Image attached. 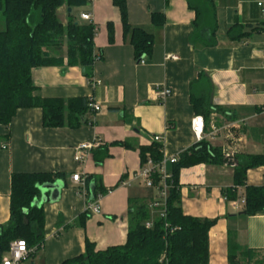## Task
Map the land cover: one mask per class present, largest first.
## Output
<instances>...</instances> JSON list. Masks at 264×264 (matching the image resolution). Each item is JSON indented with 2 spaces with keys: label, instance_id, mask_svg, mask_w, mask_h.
I'll return each instance as SVG.
<instances>
[{
  "label": "crops",
  "instance_id": "crops-1",
  "mask_svg": "<svg viewBox=\"0 0 264 264\" xmlns=\"http://www.w3.org/2000/svg\"><path fill=\"white\" fill-rule=\"evenodd\" d=\"M126 3L129 25L153 35L150 55L143 63L135 60L112 0H89L82 7H60L57 17L64 25L72 18L95 26L93 53L98 60L93 63L92 78L80 66L65 63L31 70L35 97L86 98L99 104L100 112L87 111L76 128L66 123L47 128L40 108L20 109L8 126L0 125V225L10 217L12 174L64 175L55 180L61 186L52 199L49 192L38 198L36 205L44 212V238L30 264H61L81 255L85 239L96 251L124 245L133 209L140 205L147 207V222L152 224L160 210L148 206L156 190L133 179L141 167L137 147L149 145L150 138L159 135L163 158L169 159L198 143L191 131V120L199 115L194 102L209 111L203 141L221 153L228 146L235 157L264 155V0H213L216 27L211 40L202 42L192 40L195 13L186 0ZM83 13L91 16L89 22L81 20ZM152 13L163 14L162 26L151 24ZM163 86L172 94L157 101L153 90ZM211 123L230 125L233 141L219 135L210 138ZM126 141L135 148L118 144ZM82 144L93 147L79 164L74 157ZM105 148L108 157L98 163ZM236 166L224 161L179 170L183 214L216 220L208 232V264H229L230 243L237 247L234 263L264 264V211L244 215L241 202L245 186H264V166L247 170L245 186H235ZM76 173L91 177L92 184L106 191L97 200L100 213H90L84 227L79 217L87 201L70 180Z\"/></svg>",
  "mask_w": 264,
  "mask_h": 264
},
{
  "label": "trees",
  "instance_id": "trees-1",
  "mask_svg": "<svg viewBox=\"0 0 264 264\" xmlns=\"http://www.w3.org/2000/svg\"><path fill=\"white\" fill-rule=\"evenodd\" d=\"M189 9L195 13L193 41L211 40L216 27L213 0H186ZM89 0H0V125L8 126L20 109L40 108L42 123L47 128H57L65 123L76 128L84 122L89 100L41 99L33 95L35 88L31 81V70L37 67L80 66L85 76L92 78V66L98 57L94 55L93 38L95 26L79 23L72 18L62 24L57 10L66 6H85ZM118 8L124 37L133 48L135 60L141 63L150 55L153 35L141 27H132L127 19L126 0H112ZM151 24L160 27L164 24L161 13L150 15ZM108 41H113V27L108 25ZM209 42V41H208ZM206 42L208 45L209 43ZM211 43V41H210ZM205 44V45H206ZM195 113L208 120L209 111L193 103ZM208 122V121H207ZM116 144V143H115ZM125 148H135L129 142L118 143ZM141 166L148 159L159 164L162 159V145L150 142L137 147ZM101 151V150H100ZM99 158L101 163L108 157L106 148ZM234 185L245 186V176L249 169L264 166V155L236 156ZM225 159L219 148L206 141H199L188 150L180 153L175 163L169 164L166 179L168 186L164 216L157 215L151 227L146 223L150 218L144 205L133 209L126 243L96 251L93 243L85 239L84 253L70 258L61 264H208V232L216 220L199 219L183 214L181 209L179 170L198 164L221 165ZM64 179L63 174L14 173L11 176L10 217L0 225V257L16 240H24L28 247L38 246L44 238V212L34 204L39 198V187ZM155 186L160 183V175L152 176ZM87 204L91 177L86 178ZM93 200L105 190L95 183ZM235 193V192H233ZM243 214L255 215L264 211V186H245ZM92 200V201H93ZM86 210L79 217V225L84 227L89 216ZM236 245L229 244V264Z\"/></svg>",
  "mask_w": 264,
  "mask_h": 264
},
{
  "label": "built area",
  "instance_id": "built-area-1",
  "mask_svg": "<svg viewBox=\"0 0 264 264\" xmlns=\"http://www.w3.org/2000/svg\"><path fill=\"white\" fill-rule=\"evenodd\" d=\"M258 6H262V2L258 3ZM81 20L84 21H90L91 16L87 13H83L80 15ZM264 59V54H263ZM142 61L141 63H143ZM264 71V66H263ZM93 84V81L90 82ZM172 94V91L169 87L163 86L161 88L156 87L153 90V95L157 101H164L168 97H170ZM88 109L89 111L93 113H98L101 111V107L99 104L93 102L92 100H89L88 102ZM205 121L204 118L201 115H196L191 120V131L195 137V139L199 142L203 140V137L205 135ZM223 136V138L227 142H232L233 132L232 127L228 124H223L221 126H216L213 123L209 126V133L208 136L210 138H214L216 136ZM151 142H156L162 145V137L159 135H153L150 138ZM93 147L92 144H82L80 145L75 153V161L77 163L83 162V156L85 154V151L90 150ZM162 154H163V145H162ZM222 155L225 159V162L227 164L235 165L236 159L234 156V153L231 152L230 148L227 146L222 149ZM177 157H171L169 159L163 158L162 161L159 164H153L150 159L146 161L144 165L140 167V169L133 175L134 180L141 181L145 187L147 188H154L156 190V196L155 198L149 203V209L151 210H160V216H164L165 213V200L167 197V190L168 186L166 184V179L169 178V175L166 171V165L173 164L177 161ZM157 172L160 175V183L158 186H155L152 180L153 174ZM70 180L78 189V192L80 195H82L85 199L88 197V192L86 191V177L80 176L79 174H73L70 176ZM102 196V194H99L95 200L89 202L87 204L86 210L91 214H98L100 213V209L98 206V198ZM241 202L245 204V198L243 197L241 199ZM146 227H151V223L147 222ZM41 247V244L38 246L28 247L26 242L24 240H16L9 244L8 251L0 257V264H23L26 260H28L31 255H33L37 249Z\"/></svg>",
  "mask_w": 264,
  "mask_h": 264
},
{
  "label": "water",
  "instance_id": "water-1",
  "mask_svg": "<svg viewBox=\"0 0 264 264\" xmlns=\"http://www.w3.org/2000/svg\"><path fill=\"white\" fill-rule=\"evenodd\" d=\"M60 183H45V184H42L40 187H39V190H40V194L42 193L43 196H45V194L47 192L50 193V196H49V199H52L54 194L56 193L57 189L60 187ZM93 190H94V185L91 183L90 184V189H89V193H90V201L93 200ZM47 199L46 198H42V201L45 202ZM34 204H38V199H36L34 201Z\"/></svg>",
  "mask_w": 264,
  "mask_h": 264
},
{
  "label": "rangeland",
  "instance_id": "rangeland-1",
  "mask_svg": "<svg viewBox=\"0 0 264 264\" xmlns=\"http://www.w3.org/2000/svg\"><path fill=\"white\" fill-rule=\"evenodd\" d=\"M31 259L26 260L23 264H30Z\"/></svg>",
  "mask_w": 264,
  "mask_h": 264
}]
</instances>
